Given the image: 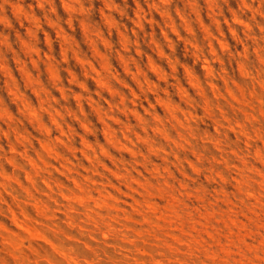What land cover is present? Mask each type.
<instances>
[{"label":"rangeland","instance_id":"obj_1","mask_svg":"<svg viewBox=\"0 0 264 264\" xmlns=\"http://www.w3.org/2000/svg\"><path fill=\"white\" fill-rule=\"evenodd\" d=\"M0 264H264V0H0Z\"/></svg>","mask_w":264,"mask_h":264}]
</instances>
